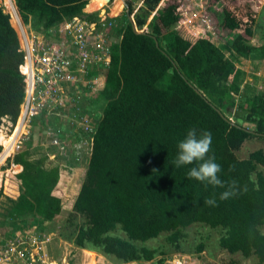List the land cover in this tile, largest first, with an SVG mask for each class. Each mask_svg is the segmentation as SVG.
Wrapping results in <instances>:
<instances>
[{
	"label": "trees",
	"instance_id": "obj_1",
	"mask_svg": "<svg viewBox=\"0 0 264 264\" xmlns=\"http://www.w3.org/2000/svg\"><path fill=\"white\" fill-rule=\"evenodd\" d=\"M108 1L16 0V7L33 31L50 33L66 18L82 15L85 7L90 12L101 10ZM5 5L15 8L12 0H5ZM121 9L114 5L113 15ZM150 12H136L132 21L133 1H127L120 27L123 37L111 46V63L102 71L105 86L95 98L104 101L103 114L93 134L85 179L67 219L75 227L74 243L83 249L99 247L124 262L149 261L156 250L134 241L169 233L168 240L179 248L183 229L205 223L223 229V249L245 257L256 255L258 264H264L260 228L264 172L259 168L264 166V150L252 151L246 158L237 155L247 140L264 139V84L261 93L246 91L238 99L234 81L238 66L233 60L264 59V39L253 44L249 28L247 35L237 31L241 25L229 10L221 17L211 12L221 44L209 36L194 41L186 37L177 27L182 19L180 3L169 1L149 21ZM18 20L15 14L12 22L20 29ZM135 23L145 31L138 32ZM23 63L17 30L0 4V153L4 147L0 161L14 151L25 131L22 118L12 135L1 128L4 119L15 126L20 116L26 95ZM22 70L27 72V67ZM58 121L42 115L31 122L42 129L58 125L67 131L69 124ZM191 128L198 136L203 131L212 134L208 156H215L221 165L218 175L224 187L187 177L202 161L179 168L173 164L178 143ZM29 141L12 158L16 171H21L23 190L16 198L7 197L5 218L13 227L43 229L61 212L65 167L46 168L47 155L32 159L34 145ZM226 191L231 194L221 199ZM210 197L215 198V206L205 203ZM78 217L84 219L82 223H74ZM117 228L127 238L114 235ZM198 250H204L203 243Z\"/></svg>",
	"mask_w": 264,
	"mask_h": 264
},
{
	"label": "rangeland",
	"instance_id": "obj_2",
	"mask_svg": "<svg viewBox=\"0 0 264 264\" xmlns=\"http://www.w3.org/2000/svg\"><path fill=\"white\" fill-rule=\"evenodd\" d=\"M12 1L16 7V0ZM127 1L129 0H109L107 6L101 10L92 12L83 10L82 15H76L71 19L66 18L65 21H68L66 23H68L67 28L69 30L66 28L65 23H62L58 25V29L61 28V30L58 31L57 36L55 33L53 34V37L57 39V37H64L69 31H73V33H79L78 31H80V35H85L83 39H88L92 44L96 42L94 45L97 47L94 46L81 51L82 54L84 52L87 53L85 57L86 70L90 74L85 76V78L82 77L78 82V87L72 85L76 94L71 97L70 104L79 105L82 112L77 115V121H80L82 116L85 117L86 126L79 127L77 121H73L69 123L70 126L68 125L70 132L65 135L62 132H56L59 126L44 125L42 129L39 124L29 122V127L25 125V131L20 134L14 151L3 161H0V190H3V196L0 197V221L3 223L0 226V264H258L256 255L245 257L240 252L230 253L223 249L220 246V238L224 234L223 229L212 228L205 223H194L183 229L184 236L180 239L179 248L168 240L169 233H162L159 237L146 242L134 241L140 247L156 250L154 259L149 261L124 262L114 254L105 253L99 247L96 249H83L74 243L75 227L70 225L67 219L85 179L91 156L93 134L96 131V124L99 122L104 108V101L101 98L96 100L95 93L101 91L105 86L104 76H101L102 71L105 69L103 68L105 64L95 63L94 61L98 59L95 54H98L102 48L100 45L112 46L121 41L123 36L120 27L125 20ZM131 1H133L135 11L134 14L129 16L132 21L135 19L136 12L148 11L149 13L151 11L150 16L147 17V20L150 21L152 16L169 1L180 3L182 19L177 27L183 31L186 37L193 41L200 37L209 36L216 43H222L218 40L217 32L214 29L211 17L213 10L220 17L226 10L232 12L241 25L237 31L246 34V29L249 28L250 35L248 37L253 44L262 43L264 39V0ZM0 4L10 14L11 23L17 30L21 45V34L18 27L14 25V15L16 14L20 17L16 12L18 11L17 7L16 11H14L15 8L7 7L5 0H0ZM114 5L122 7L123 11L121 10V13L113 15L112 8ZM135 27L138 32L145 31V27L139 28L136 23ZM237 31L234 33H237ZM35 33L40 35L43 32ZM46 34L50 36L49 33ZM97 43H100V45ZM94 49L95 54L93 52ZM77 53H79L78 50ZM227 54L231 58V55ZM72 60L74 65L77 63L85 65L84 59L77 57L76 54ZM233 60L236 61L238 66V71L234 77V81L239 87L237 98L239 99L241 94L246 91L252 94L261 93L264 84V59L245 57L240 61L235 58ZM77 95L78 98L76 97ZM22 112L15 126L8 118L4 119L1 128L4 129L6 135H12L15 132L20 118H22ZM66 112L72 115V111L66 110ZM42 115L46 119L49 117L45 111L39 116ZM65 120L66 118H60L58 124L65 122ZM28 141L29 144L34 145L31 148L32 159L47 155L46 168H51L58 164L65 167L63 171L64 184L61 187L63 191L61 193V212L54 220L46 223L43 229H39L36 226L25 228L19 225L13 227L11 219L5 218V215H7L6 209L9 205L7 197L16 198L23 190V185L18 177L21 171H16L12 158L17 152L24 149ZM257 149L264 150L263 138L256 137L247 140L242 148L237 151V155L240 158H246L252 151ZM3 152L4 147L0 153V158ZM259 168L264 172V166ZM83 220L82 217H78L74 223H82ZM260 228L262 233H264V225ZM113 234L127 238L120 228L114 230ZM201 243L204 244L203 251L198 250Z\"/></svg>",
	"mask_w": 264,
	"mask_h": 264
},
{
	"label": "built area",
	"instance_id": "obj_3",
	"mask_svg": "<svg viewBox=\"0 0 264 264\" xmlns=\"http://www.w3.org/2000/svg\"><path fill=\"white\" fill-rule=\"evenodd\" d=\"M14 11H16V7ZM16 12L20 16L18 11ZM18 18L20 19L21 50L24 52V63L20 70L26 77V95L21 109L23 111L21 114L23 124L29 127V122L44 111L50 120L66 118L65 122L68 124L77 121V115L82 111L78 104H70L71 97L76 94L72 85L78 87V82L82 77L85 78L90 74L86 70L85 57L87 53L82 54L81 51L96 46L94 45L96 42L92 44L88 39H83L85 35H80V31H78L79 33L69 31L64 37H57L56 39L53 34L55 33L57 36L58 31L61 30V28L58 29V26L51 28L53 31L50 30V36H47L46 33H40V36L32 28L26 26L21 16ZM66 22L68 21L62 23H65L67 28L68 23ZM97 44L100 45V43ZM100 47L102 48L98 54H95V49L93 50L98 57L94 62L103 63L105 64L103 68H106L111 63L112 47L111 45H100ZM75 54L84 59L85 65L72 63ZM23 66L28 68L27 72L22 70ZM92 74L96 75L95 73ZM101 74L103 77V73ZM76 97L78 98V95ZM66 110L72 111V115L68 114ZM84 120L85 117L82 116L80 121H77L79 127L86 126ZM69 126L65 127L67 131L59 126L56 132H62L66 135L70 132Z\"/></svg>",
	"mask_w": 264,
	"mask_h": 264
},
{
	"label": "clouds",
	"instance_id": "obj_4",
	"mask_svg": "<svg viewBox=\"0 0 264 264\" xmlns=\"http://www.w3.org/2000/svg\"><path fill=\"white\" fill-rule=\"evenodd\" d=\"M212 146V134L203 131L198 136L197 129L191 128L187 131L186 137L178 143V154L173 164L179 168L185 165L193 164L196 161H202L198 167H192L187 177L200 182H207L213 186L224 187V182L219 178L221 173V165L215 162V156H208ZM208 156L207 159L205 157ZM235 181L232 185H235ZM230 192L221 193V199L229 197ZM210 206L216 205L214 197H210L205 201Z\"/></svg>",
	"mask_w": 264,
	"mask_h": 264
},
{
	"label": "crops",
	"instance_id": "obj_5",
	"mask_svg": "<svg viewBox=\"0 0 264 264\" xmlns=\"http://www.w3.org/2000/svg\"><path fill=\"white\" fill-rule=\"evenodd\" d=\"M89 1H90V0H89ZM107 4H108V3H107ZM86 6H87V5H86ZM84 10H86V7L84 8ZM121 10H122V9H121ZM122 11H123V10H122ZM122 11H121V12H122ZM121 12H120V13H121ZM29 27L31 28V26H30V25H29ZM43 33H44V31H43Z\"/></svg>",
	"mask_w": 264,
	"mask_h": 264
},
{
	"label": "water",
	"instance_id": "obj_6",
	"mask_svg": "<svg viewBox=\"0 0 264 264\" xmlns=\"http://www.w3.org/2000/svg\"><path fill=\"white\" fill-rule=\"evenodd\" d=\"M136 28V27H135Z\"/></svg>",
	"mask_w": 264,
	"mask_h": 264
}]
</instances>
